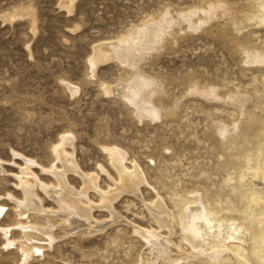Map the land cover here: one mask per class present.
<instances>
[{
	"label": "rangeland",
	"instance_id": "rangeland-1",
	"mask_svg": "<svg viewBox=\"0 0 264 264\" xmlns=\"http://www.w3.org/2000/svg\"><path fill=\"white\" fill-rule=\"evenodd\" d=\"M205 1L77 0L68 12L61 0H0V159L4 162L0 168V264H135L148 255L146 241L135 227L157 229L155 213L149 207L159 202V197L175 210V193L184 189L200 187L213 197L230 192L225 180L228 173L236 177L240 166L221 157L208 134L218 120L231 117L232 107L186 95L185 87V78L194 75L213 81L224 91L241 87L240 92H253L259 86L264 100V65H244L232 47L233 40L215 38L211 30L225 25L214 22L215 26L190 31L144 64L147 74L166 78V97L177 100L180 106L174 118L140 120L124 100L103 89L126 78L127 70L113 61L99 64L95 76L90 68L95 45L126 34L133 25L165 8L179 10ZM224 1L244 6L252 0ZM28 4L36 8V25L27 17L2 19V15ZM234 36L264 44V27ZM256 111L264 117V111ZM68 133L73 145L66 147L73 160L98 179V188L90 189L86 198L95 204L90 221L93 228L84 225L73 229L74 233L58 226L54 246L34 250L26 260V254L18 249L23 242V224L16 223L15 206L16 200L24 204L28 199L16 175L33 160L31 183L36 184L46 209L59 208L45 189L60 186L55 172L58 165L63 172L64 166L53 148L64 144L62 136ZM115 146L125 152L124 164L129 169L141 168L145 179L138 193L125 191L114 201L112 211L119 216L114 220L101 190L111 193L115 182L121 180L114 157L106 150ZM65 178L83 192L81 176L70 171ZM256 181L258 187H264L263 181ZM230 194L239 199L237 193Z\"/></svg>",
	"mask_w": 264,
	"mask_h": 264
},
{
	"label": "bare ground",
	"instance_id": "bare-ground-1",
	"mask_svg": "<svg viewBox=\"0 0 264 264\" xmlns=\"http://www.w3.org/2000/svg\"><path fill=\"white\" fill-rule=\"evenodd\" d=\"M76 1L61 0L60 4L68 12H72ZM1 17L4 21L27 17L34 25L37 21L36 8L32 4L15 8ZM214 22L225 25V28L211 30L215 38L233 40L232 47L241 55L244 65H264V44L248 43L247 40L234 36L249 29L264 27V0H252L244 6L224 0H208L201 5L179 10L165 8L157 15L133 25L126 34L95 45L94 57L90 60L93 76L99 64L115 62L127 70L128 76L120 79L116 85L105 86L104 91L124 100L140 120L174 118L178 115L180 106L177 100L166 97V78L147 74L144 64L163 50L172 48L179 37H184L197 28L200 30L207 25L215 26ZM212 82L194 75L188 76L185 78L186 95H199L208 101H218L232 107L231 117L214 123L208 135L213 139L221 157L240 166L236 177L227 172L228 178L225 180L230 192L237 193L239 199L234 200L230 192H218L213 197L206 192L207 189L202 190L198 186L199 188L193 187L190 191L184 189L181 193H175V210H170L165 199L159 197L160 201L149 207L155 213L153 218L158 224L157 229L150 231L135 227L136 232L146 241L145 249L148 252L145 258L141 256L135 264L146 263L143 258L147 261L146 264H264V187L260 188L256 184V180L264 182V117L256 111H264V100L261 99L259 86L253 88V92H240L241 87L224 91ZM73 89L77 90L75 86ZM223 110L221 109L222 112ZM62 137L64 144L53 148L56 159L64 166L63 172H60L62 170L59 165L56 167L55 176L59 179L60 186L45 189L59 208L46 209L36 184L31 183L33 160L28 161L27 167L21 168L22 171L16 175L28 199L24 204L15 199V208L18 210V215H15L19 216L16 223L23 224V242L18 249L26 254V260L34 250L44 251V248L54 246L57 239L56 227L59 226L64 231L70 228L72 231L84 225L92 226L90 221L95 204L86 198H89L90 189L98 188V179L96 180L95 173L93 175L83 171L78 162L74 161L76 159L73 160L71 150L66 147L67 144L73 145L71 133ZM106 150L114 157L112 161L121 176V180L115 182L114 191L104 193L101 190L104 205L110 208L111 217L115 220L119 216L112 211L114 201L125 191L138 193L145 178L141 168L136 166L135 169H129L124 164L125 152L121 148L115 146ZM3 163L0 159V168ZM70 171L83 178V192L69 184L66 179L69 176L65 178ZM235 180L236 183H231ZM234 212L239 215H229ZM8 230L6 234L10 232ZM83 233L81 232L82 235ZM175 236L179 238L178 242L174 240Z\"/></svg>",
	"mask_w": 264,
	"mask_h": 264
}]
</instances>
